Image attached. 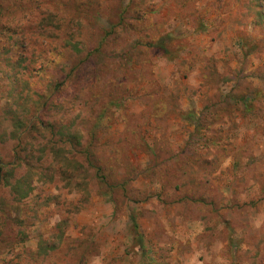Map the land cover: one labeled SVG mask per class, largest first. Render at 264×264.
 <instances>
[{
    "label": "rangeland",
    "instance_id": "rangeland-1",
    "mask_svg": "<svg viewBox=\"0 0 264 264\" xmlns=\"http://www.w3.org/2000/svg\"><path fill=\"white\" fill-rule=\"evenodd\" d=\"M262 212L264 0H0V264H263Z\"/></svg>",
    "mask_w": 264,
    "mask_h": 264
},
{
    "label": "trees",
    "instance_id": "trees-1",
    "mask_svg": "<svg viewBox=\"0 0 264 264\" xmlns=\"http://www.w3.org/2000/svg\"><path fill=\"white\" fill-rule=\"evenodd\" d=\"M156 47H158V48L164 50V48H163V46H162V42H160ZM75 49H76V48H75ZM77 51H78V50H77ZM19 187H21V185H19ZM23 195H25V194H23ZM133 225H134L135 229H137V225H136L135 220H133Z\"/></svg>",
    "mask_w": 264,
    "mask_h": 264
},
{
    "label": "crops",
    "instance_id": "crops-1",
    "mask_svg": "<svg viewBox=\"0 0 264 264\" xmlns=\"http://www.w3.org/2000/svg\"><path fill=\"white\" fill-rule=\"evenodd\" d=\"M262 214L264 215V213L262 212ZM264 217V216H263ZM264 264V263H263Z\"/></svg>",
    "mask_w": 264,
    "mask_h": 264
}]
</instances>
